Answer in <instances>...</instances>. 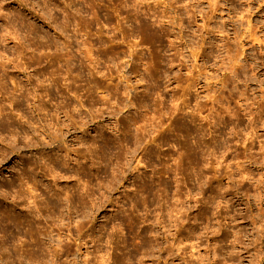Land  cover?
Here are the masks:
<instances>
[{"label": "rangeland", "instance_id": "obj_1", "mask_svg": "<svg viewBox=\"0 0 264 264\" xmlns=\"http://www.w3.org/2000/svg\"><path fill=\"white\" fill-rule=\"evenodd\" d=\"M258 251L264 0H0V264Z\"/></svg>", "mask_w": 264, "mask_h": 264}, {"label": "bare ground", "instance_id": "obj_2", "mask_svg": "<svg viewBox=\"0 0 264 264\" xmlns=\"http://www.w3.org/2000/svg\"><path fill=\"white\" fill-rule=\"evenodd\" d=\"M42 105V104H41ZM39 106L38 105V110L39 111H42V110H44L45 108H44V106L42 105V106ZM250 115V114H249ZM251 121V120H250ZM251 125L249 126L250 127V130L247 132V136H246V140H249L248 141V143L245 145V151H249L250 149H251V147H252V145H253V142H254V134H255V132H254V127L252 126L253 124H254V120H252V122L250 123ZM261 148H263L262 146H261ZM68 153L69 152H67L65 155H63V157H66V156H68ZM78 153V152H77ZM250 153V152H249ZM55 154V156L57 155V156H59V154L57 153V152H55L54 153ZM77 157H79V158H82V157H84V155H81V154H75ZM46 156V155H45ZM50 158H51V156H49ZM250 157H251V155H250ZM48 158V157H47ZM68 159H70L69 157H68ZM73 159V158H72ZM72 159H70V160H72ZM76 159V158H75ZM52 160V159H51ZM77 160V159H76ZM174 240L176 239L175 237L173 238ZM181 241V240H180ZM177 250H179V249H177ZM55 254H58V251L55 249ZM239 253V254H238ZM238 253H237V255H240L241 254V251H238ZM175 256L177 257V258H179L180 257V254H175ZM240 257H241V255H240ZM255 259H256V264H261L262 263V261H263V258H264V252H257L256 254H255ZM182 259V258H181ZM198 260H200V258L198 257ZM252 260V259H251ZM107 262V264H109V261H108V259L107 258H103V257H101V260H100V262H99V264H105ZM199 263V262H198ZM85 264H88V262H86ZM205 264H207V263H205Z\"/></svg>", "mask_w": 264, "mask_h": 264}]
</instances>
